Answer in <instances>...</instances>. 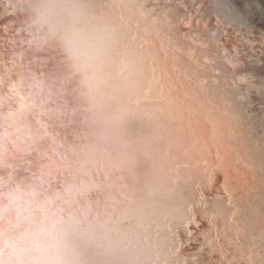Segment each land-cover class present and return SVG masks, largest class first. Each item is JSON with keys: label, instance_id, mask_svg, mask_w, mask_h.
I'll return each mask as SVG.
<instances>
[{"label": "bare ground", "instance_id": "obj_1", "mask_svg": "<svg viewBox=\"0 0 264 264\" xmlns=\"http://www.w3.org/2000/svg\"><path fill=\"white\" fill-rule=\"evenodd\" d=\"M242 5L254 34L235 0H0V264H264V4ZM98 29L86 79L66 37Z\"/></svg>", "mask_w": 264, "mask_h": 264}, {"label": "clouds", "instance_id": "obj_2", "mask_svg": "<svg viewBox=\"0 0 264 264\" xmlns=\"http://www.w3.org/2000/svg\"><path fill=\"white\" fill-rule=\"evenodd\" d=\"M66 44L73 57L85 69L87 79V69L98 67L107 47V37L103 29H98L81 38L75 34L66 37Z\"/></svg>", "mask_w": 264, "mask_h": 264}, {"label": "snow or ice", "instance_id": "obj_3", "mask_svg": "<svg viewBox=\"0 0 264 264\" xmlns=\"http://www.w3.org/2000/svg\"><path fill=\"white\" fill-rule=\"evenodd\" d=\"M261 3L264 4V0H261ZM243 5H242V0H235V6H234V11H232L231 16L234 18L236 24L238 25H244L245 27L250 28L253 31V34L255 32L256 24L251 22L241 11ZM259 28L261 29L262 33H264V20H262L259 24ZM264 66V65H262ZM254 106V105H253ZM225 187V191H227L226 188V182L225 185H222Z\"/></svg>", "mask_w": 264, "mask_h": 264}]
</instances>
